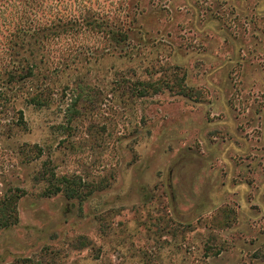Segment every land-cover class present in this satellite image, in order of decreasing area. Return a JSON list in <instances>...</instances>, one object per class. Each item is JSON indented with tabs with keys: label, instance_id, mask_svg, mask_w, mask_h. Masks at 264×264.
Masks as SVG:
<instances>
[{
	"label": "rangeland",
	"instance_id": "obj_1",
	"mask_svg": "<svg viewBox=\"0 0 264 264\" xmlns=\"http://www.w3.org/2000/svg\"><path fill=\"white\" fill-rule=\"evenodd\" d=\"M126 2L0 35V264H264V0Z\"/></svg>",
	"mask_w": 264,
	"mask_h": 264
},
{
	"label": "trees",
	"instance_id": "obj_2",
	"mask_svg": "<svg viewBox=\"0 0 264 264\" xmlns=\"http://www.w3.org/2000/svg\"><path fill=\"white\" fill-rule=\"evenodd\" d=\"M126 1L0 0V35L19 37L23 41L25 38H32L36 43L35 47L32 43L29 46L31 60L25 68V75L30 76L36 66L32 56L35 48L47 52L51 44L55 45V41L92 37L98 44L79 42L74 48L85 56L97 51L99 45L103 44L105 49L112 43L125 42L128 38L127 28L117 18L112 20L109 11L112 6L116 7L117 12L123 11ZM146 92L143 90L142 94ZM60 190L62 189L59 187L56 189L58 192ZM2 223L0 222L4 226L9 224L8 220Z\"/></svg>",
	"mask_w": 264,
	"mask_h": 264
}]
</instances>
